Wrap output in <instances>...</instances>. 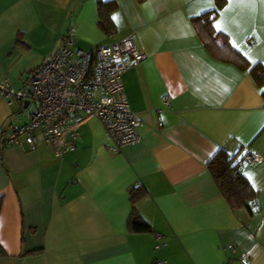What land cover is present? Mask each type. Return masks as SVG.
I'll use <instances>...</instances> for the list:
<instances>
[{
    "label": "crops",
    "instance_id": "crops-1",
    "mask_svg": "<svg viewBox=\"0 0 264 264\" xmlns=\"http://www.w3.org/2000/svg\"><path fill=\"white\" fill-rule=\"evenodd\" d=\"M99 1L113 3L107 31ZM68 32L83 50L131 36L144 55L122 75L139 140L112 153L89 118L62 159L48 145H0V264H264V87L250 73L264 65V0H0V80L22 89ZM26 109L0 99V136ZM220 149L260 155L242 165L251 212L208 170ZM137 185L149 232L128 229Z\"/></svg>",
    "mask_w": 264,
    "mask_h": 264
},
{
    "label": "built area",
    "instance_id": "built-area-1",
    "mask_svg": "<svg viewBox=\"0 0 264 264\" xmlns=\"http://www.w3.org/2000/svg\"><path fill=\"white\" fill-rule=\"evenodd\" d=\"M245 43L254 45L255 40L247 37ZM143 58L131 36L83 50L76 47L71 32L62 35L52 55L30 74L22 89L15 90L8 80H0V99L8 103L28 100L26 108L32 106L25 123L0 136V145H15L22 151L48 145L62 159L76 149L79 129L89 118L99 120L112 153L137 142L138 119L129 107L122 75ZM259 159V154L249 150L235 158L242 163ZM154 238L160 241L161 235L155 233ZM228 249L235 250L233 245ZM239 256L246 257L244 253Z\"/></svg>",
    "mask_w": 264,
    "mask_h": 264
},
{
    "label": "trees",
    "instance_id": "trees-1",
    "mask_svg": "<svg viewBox=\"0 0 264 264\" xmlns=\"http://www.w3.org/2000/svg\"><path fill=\"white\" fill-rule=\"evenodd\" d=\"M113 7L111 1L98 2L99 12V25L104 31L109 30L108 14L110 9L106 7ZM213 13L206 12L196 17L194 21L209 23L210 15ZM202 33L206 35V41H211V44L216 48L220 45L229 47V41L223 33L214 32L212 28L203 29ZM250 73L255 81L262 87H264V65L255 64L250 68ZM238 153H228L224 149L218 150L208 162V170L211 173L219 191L229 203L232 208L245 207L250 212L251 204L255 200V191L245 178L242 172V162L235 160ZM239 156H242L239 155ZM130 203L132 206V212L128 218V229L135 233H144L151 230L150 225L140 216L135 208V205L146 196L145 188L141 185L133 186L129 190ZM2 205V199L0 197V209Z\"/></svg>",
    "mask_w": 264,
    "mask_h": 264
},
{
    "label": "rangeland",
    "instance_id": "rangeland-1",
    "mask_svg": "<svg viewBox=\"0 0 264 264\" xmlns=\"http://www.w3.org/2000/svg\"><path fill=\"white\" fill-rule=\"evenodd\" d=\"M32 107V106H31ZM31 107H29V108H31ZM26 109L25 111H23V113H21L20 115H19V121H23L24 119H26V116H27V112H28V110H30V109Z\"/></svg>",
    "mask_w": 264,
    "mask_h": 264
},
{
    "label": "water",
    "instance_id": "water-1",
    "mask_svg": "<svg viewBox=\"0 0 264 264\" xmlns=\"http://www.w3.org/2000/svg\"><path fill=\"white\" fill-rule=\"evenodd\" d=\"M28 102H29L28 100H25V101L23 102V107H24V108H26V107H27V105H28Z\"/></svg>",
    "mask_w": 264,
    "mask_h": 264
}]
</instances>
